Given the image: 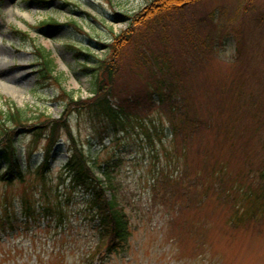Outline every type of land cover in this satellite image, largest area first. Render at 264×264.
Segmentation results:
<instances>
[{"label":"rangeland","instance_id":"1","mask_svg":"<svg viewBox=\"0 0 264 264\" xmlns=\"http://www.w3.org/2000/svg\"><path fill=\"white\" fill-rule=\"evenodd\" d=\"M153 1L48 0L44 3L42 0H0V110H7L14 104L27 108L30 115H38L35 116L39 117L37 120L47 116L59 118L63 113V102L54 99L62 89L58 85L42 88L37 84L40 60L37 48L51 51L55 74L62 76L65 91L75 97H87L92 94L93 84L83 66L92 65L78 54L79 49L104 57L109 52L100 43L113 41V31L119 34L128 27L124 16L143 11ZM212 13L217 15L214 24L208 22ZM173 15L178 24L190 22L194 27L198 23L196 20L205 19L204 23L201 22L202 26L198 25L200 31L202 29L203 36H213L216 42L217 52L211 61L204 59L191 67L194 84L198 88L197 100L208 109H213L209 105L221 104L224 115H217L216 118L219 116V121H226L232 103L237 102L241 92L247 90L255 92L259 111L264 115V0H202ZM81 17H85L87 22ZM45 20L55 21L53 23L60 27L53 25L56 29L48 33L40 26ZM72 21L78 22L82 30L72 25ZM160 22H148L141 30L149 38L148 41L140 39L139 33L134 36L137 41L128 44L122 51L116 84L120 91L129 93L131 89L137 91L145 85L147 69L138 61L142 52L167 53L177 65H184L191 59L186 52L187 47L182 48L181 31L173 25L168 32L165 25L170 22H165V19ZM14 30L26 32L29 36L17 35ZM70 44L75 46L72 48ZM245 115L248 116H245L244 134L237 141L227 143L224 137L214 132L176 140L166 137L163 144L157 142L159 159L142 140L138 124H135V130L130 126L131 132L122 137L121 143L116 142L114 146L109 139L106 140L112 149L114 146L115 150H119V145L127 148L126 159L116 174V181L119 197L128 204L134 234L129 251L113 254L105 264H264V222L235 227L227 222L232 209L217 199H208L200 209L184 207L175 215L181 220L169 225L168 217L174 215L179 204H176L175 198L167 199L166 203H170L166 204L163 194L170 193L164 189L157 202L153 201L152 178L155 173L152 165H166L167 172L179 178L182 166L177 158L183 155L182 145L187 146L189 159L188 173L181 178L184 177L185 184L195 179L197 172H200V181L206 184L203 150L225 161L233 174V180H226L227 184L231 185L237 179L244 182L250 169V165L244 164L245 156L260 151L259 136L263 132L259 129V120L250 114ZM71 122L86 150L93 139L95 142L100 134H104V129L87 111L75 113ZM29 141L30 137L25 136V142ZM38 145L43 147L45 142L40 141ZM175 145L179 146L175 149ZM167 148L173 152L174 158L169 157L170 160L166 158ZM112 149L104 150L100 158L108 157ZM99 150V144L94 143L91 154ZM53 157V185L62 189L59 176L68 157L66 147L63 145L61 150L56 148ZM42 158L43 151L40 149L34 160ZM185 170L186 167L183 173ZM36 184L38 181L33 178L12 186L0 183V264H101L103 251H100L95 237L92 212L84 192L71 187L62 190L64 196L60 195L58 200L66 207L67 215L63 221L59 220L57 211L47 210L49 203L54 207L57 205V197L48 201L37 195L35 197L39 201L35 204L38 209L30 220H26L20 210L19 194L25 188L31 192ZM177 198L180 202L183 200L181 195ZM208 218L214 226L207 236L206 251L201 249L203 256L197 258L200 253L197 242L184 233V224L186 220L204 219L205 222ZM175 236L179 237L178 242L172 241L171 237Z\"/></svg>","mask_w":264,"mask_h":264},{"label":"trees","instance_id":"2","mask_svg":"<svg viewBox=\"0 0 264 264\" xmlns=\"http://www.w3.org/2000/svg\"><path fill=\"white\" fill-rule=\"evenodd\" d=\"M42 1L48 2V0ZM201 1L154 0L143 11L124 16V20L128 21V27L119 34L113 31V41L100 43L109 52L104 57H97L90 51L85 52L80 48L78 54L83 55L86 62L90 61L92 65L91 67L83 66V71L90 75L93 84L92 95L87 97H75L65 91L62 87V76L55 74L51 51L37 48L40 58L37 84L42 88L60 86L62 91L54 100L63 102V113L59 118L47 116L37 120L39 117L35 116L38 115H30L27 108L14 104L7 110H0V183L12 186L17 182L25 183L31 178L38 181L31 192L25 188L23 193L19 194L20 210L26 220H30L33 212L38 209L35 204V201H39L35 197L37 195L41 199L52 201L55 197L58 200L60 195L64 196L62 190L70 187L78 192H84L87 206L92 212L95 237L100 251H103L101 264H105L113 254L128 252L134 234L131 215L127 211L128 204L119 197L116 181V174L126 159L127 148H121L119 145V150H115L114 146L116 142L121 143L122 137L131 132L130 126H133L135 130V124L140 126L138 128L141 131L142 140L146 141L151 147L150 151L159 159L157 142L163 144L166 137L176 140L181 137H198L214 132L231 144L244 134L243 126L247 123L245 116H248L245 114H250L259 120V129L263 131L259 136L261 149L246 154L244 164L250 165V169L244 182L237 179L231 185L227 184L226 180H233V174L225 165V161H220L209 151L203 150L206 184L200 181V172L196 173L195 179L185 184L184 177L181 178L188 173L187 160L189 159L188 148L182 145L184 156L181 154L177 158L182 166L178 173L179 178L174 173H168L166 165L155 163L156 165H152L153 173H155L152 178V188L155 191L153 195L155 203L164 189L170 193L163 194L165 203L167 199L175 198L176 204L180 206L179 209L176 208L174 215H169V225H174L181 220L175 215L182 212L184 207L200 209L208 199L209 201L217 199L232 209L227 222L235 227L264 222V115L259 111L255 92L242 91L239 100L231 102L226 121H219V116L218 119L216 116L224 115V107L217 102L209 105L213 106L211 107L213 109H208L200 100H197L198 88L195 87L191 71V67L200 64V61L204 59L211 61L216 51L215 39L210 34L203 36L202 29L200 31V26L203 25L201 22L204 23L205 19L196 20L195 22L198 23L194 27L190 25V22L178 24L179 21L173 18L175 12L197 5ZM216 16L214 13L210 14L208 22L214 24L217 20ZM81 18L87 22L85 17ZM162 19L170 22L169 25H165L166 31L169 32L173 25L175 29L181 31L182 48L187 47L186 52L191 55V59H188L184 65H177L167 53L142 52L141 55L139 54L138 61L147 69L148 79L145 85L137 91L131 89L129 93L120 91L116 84L120 75L124 53L122 51L128 47V44L137 41L134 36L139 33L140 39L148 41L149 38L142 34L141 30L147 26L148 22L161 23ZM53 22L45 20L40 26L50 33L56 29L52 27ZM71 24L82 30L78 22L72 21ZM15 32L23 37L29 36L26 32L19 30ZM70 46L73 48L75 45L70 44ZM112 53L110 58L109 55ZM92 57H95L94 60L91 59ZM83 111H87L104 129V134H100L95 142L93 139L88 150L80 143L71 122L75 113L81 114ZM25 136L30 137L28 143L25 142ZM107 139L113 143V149L112 146L105 144ZM40 141L45 142L43 147L38 145ZM94 143L102 145V149L93 155L91 147ZM63 145L66 147L68 157L64 161L62 174L59 176L62 187L60 189L59 186L53 185L52 174L55 169L52 160L56 148L59 147L61 150ZM178 146L175 145V149ZM40 149L44 152L43 161L33 163L32 159ZM111 149L112 153L108 157L100 158L104 150ZM165 154L168 159L174 158L169 148L166 149ZM177 160L174 159V163ZM184 167L186 170L183 173ZM66 193L65 195L68 196ZM178 195L183 197L181 202L178 201ZM56 203L55 207L49 203L47 210L57 211L59 220L63 221L67 215L66 207L62 205V201L58 200ZM168 203L170 201L166 204ZM7 213L11 217L8 211ZM203 220H186L184 224V233L195 238L197 242V248L200 250L197 258L202 257L203 252L206 251L207 236L214 226L209 218L208 221ZM179 237L181 238V234ZM179 237L171 238L173 242H178Z\"/></svg>","mask_w":264,"mask_h":264}]
</instances>
